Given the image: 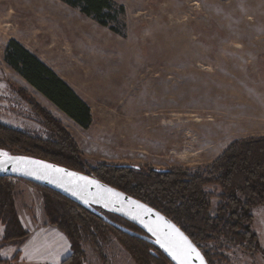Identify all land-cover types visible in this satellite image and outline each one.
<instances>
[{
  "label": "rangeland",
  "instance_id": "obj_1",
  "mask_svg": "<svg viewBox=\"0 0 264 264\" xmlns=\"http://www.w3.org/2000/svg\"><path fill=\"white\" fill-rule=\"evenodd\" d=\"M112 2L103 26L62 0H0L1 126L33 143H57L60 132L44 111L74 140L87 171L202 172L233 141L264 136V0ZM13 40L88 105V127L9 66L5 55ZM14 186L29 236L6 246L16 251L4 247L0 253L13 258L20 251V259L34 263L64 255L69 239L37 213L41 185L14 180ZM253 216L252 231L264 249V208ZM81 219L82 264H169L155 249L148 257L135 252L130 236L105 222L87 214ZM201 247L214 264H264L262 252L244 246L220 241Z\"/></svg>",
  "mask_w": 264,
  "mask_h": 264
},
{
  "label": "trees",
  "instance_id": "obj_2",
  "mask_svg": "<svg viewBox=\"0 0 264 264\" xmlns=\"http://www.w3.org/2000/svg\"><path fill=\"white\" fill-rule=\"evenodd\" d=\"M62 1L79 8L88 17H95L103 26L109 25L103 20L106 12L115 7L112 0ZM5 60L70 119L84 128L89 126L91 113L88 105L36 56L13 40L6 49ZM42 113L60 132L59 142L33 143L0 125V156H31L90 175L165 214L202 251L203 244L225 241L264 255L259 238L252 231L254 209L264 208V136L233 141L202 172L169 170L146 173L142 169L133 170L125 166H104L87 171L83 168L74 140L58 122L44 111ZM40 187L44 191V210L49 225L65 234L71 243L72 254L61 264H82L84 252L78 223L83 219L80 218L87 214L98 221L103 220L61 194ZM213 198L218 200L216 205L211 201ZM28 236L16 207L14 179L0 178V250L10 244H21ZM129 240L133 242L135 252L148 257L147 253L152 255L151 249H155L162 260L172 264L162 251L147 242L134 237H129ZM203 253L208 262L214 264L215 257L209 252ZM20 255L19 251L11 260L0 257V264L17 262Z\"/></svg>",
  "mask_w": 264,
  "mask_h": 264
},
{
  "label": "water",
  "instance_id": "obj_3",
  "mask_svg": "<svg viewBox=\"0 0 264 264\" xmlns=\"http://www.w3.org/2000/svg\"><path fill=\"white\" fill-rule=\"evenodd\" d=\"M0 178L29 181L51 189L111 227L159 249L172 264H210L199 246L165 214L90 175L31 156L1 155ZM108 215L123 219L140 232L118 224Z\"/></svg>",
  "mask_w": 264,
  "mask_h": 264
},
{
  "label": "crops",
  "instance_id": "obj_4",
  "mask_svg": "<svg viewBox=\"0 0 264 264\" xmlns=\"http://www.w3.org/2000/svg\"><path fill=\"white\" fill-rule=\"evenodd\" d=\"M19 181H22V180H19ZM18 206H19L18 205V202L16 201V207H17L18 215H19V218L21 220V223L23 224V218L20 217V213H19V210H18L19 207ZM31 207L32 206L28 207V209H29L28 212H29V214H31L30 217L33 219V221L38 222V220H37L38 218H35L33 216V212H32L33 209H30ZM37 213H39L40 218H41V220H43L44 225L45 226L47 224L49 225L48 218H47V216L45 214V210H44L43 199H41V201H40V209H39V212L37 211ZM66 243H67L66 244L67 246H66V249H65V253H63L64 255H61V257L57 258L56 260L55 259H46L44 261L42 259L40 262H35L34 263V262H31V261L27 262V260L22 257V259L19 260V263L16 262V263H13V264H61L63 260H65L67 257H69L72 254L71 243L70 242H66ZM8 249H11V250H15L16 251V247L15 246L5 247V251L8 250ZM0 251H2V250H0ZM3 254L4 253H0V255H1V257L3 259H11L12 258V257H10V255L7 256V257H5V256H3Z\"/></svg>",
  "mask_w": 264,
  "mask_h": 264
},
{
  "label": "snow or ice",
  "instance_id": "obj_5",
  "mask_svg": "<svg viewBox=\"0 0 264 264\" xmlns=\"http://www.w3.org/2000/svg\"><path fill=\"white\" fill-rule=\"evenodd\" d=\"M189 248H190V250H191L192 252H195V249H194V248H191V245H189ZM197 255H198V253H197Z\"/></svg>",
  "mask_w": 264,
  "mask_h": 264
}]
</instances>
